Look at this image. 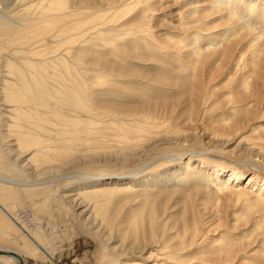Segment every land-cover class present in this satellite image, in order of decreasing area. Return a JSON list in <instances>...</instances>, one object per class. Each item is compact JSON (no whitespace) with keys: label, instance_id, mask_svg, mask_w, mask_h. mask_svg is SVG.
I'll use <instances>...</instances> for the list:
<instances>
[{"label":"bare ground","instance_id":"6f19581e","mask_svg":"<svg viewBox=\"0 0 264 264\" xmlns=\"http://www.w3.org/2000/svg\"><path fill=\"white\" fill-rule=\"evenodd\" d=\"M6 3L11 7L5 5L0 10V142L7 154H14L36 172L52 161L73 156L78 148L82 151L80 146L84 144L140 152L158 148L170 140L189 141L195 132L184 130L180 119L193 120L199 111L205 115L217 110L215 107L220 112L227 109L240 118L234 123L224 115L216 116L220 129L208 134V142L217 143L233 132L237 138L240 122L248 114L255 116L261 110L253 109L252 101L258 100L251 79L257 63L264 60V0ZM157 11H167L159 17L178 23L166 34L168 40L153 33V22L160 20ZM207 19L214 20L223 31L211 33L205 25ZM245 56H249V61H245ZM228 66L242 68L245 74L229 91L230 94L237 91L235 99L225 96L214 105L212 88L195 80L200 71L206 79H214L221 67ZM179 87L186 89L181 99L185 106L176 117L177 124L175 117L170 120L171 117L162 116L157 110L176 101L165 97ZM261 112L254 121L264 116ZM253 125L249 123L247 128L253 131L262 128ZM185 155L189 159L180 176L167 171L170 177L134 184L109 175L107 179L112 181L68 193L69 202L81 209L80 216L93 222L96 230L110 234L125 224L138 245L154 244L160 247L158 254L163 255L153 263L149 262L151 257L134 261L127 253L135 248L134 243L119 244L121 252L116 256L109 250L119 246L106 245L109 250L103 255L105 264H238V254L252 246L220 238L206 241L210 244L201 251V257L186 262L181 259V251L197 242L202 208L219 205L223 195L235 196L237 200L244 198L246 214L264 206V182L259 189L253 183L255 178L242 186L243 175L236 169L215 168L207 174L192 165L191 153L161 156L170 161ZM17 184L26 185L0 173V209L9 213L13 243L20 247L9 245L8 251L0 250V264H20L17 256L27 264L29 255L56 262L54 248L48 243L41 244L37 237L39 226L43 225L33 212L29 214L24 207L21 220L11 213V185ZM172 216L180 219L181 225L170 226L167 231H174L178 242L156 241L161 221L166 220V225ZM116 217L123 220L114 228ZM263 222L264 219L255 222V227L262 230L258 234L264 232Z\"/></svg>","mask_w":264,"mask_h":264},{"label":"rangeland","instance_id":"374dc122","mask_svg":"<svg viewBox=\"0 0 264 264\" xmlns=\"http://www.w3.org/2000/svg\"><path fill=\"white\" fill-rule=\"evenodd\" d=\"M6 2H10V0H0V10H4L5 5L11 7V4ZM157 12L159 13H156V17L168 13L167 11ZM159 19V21L156 20L153 24L151 23L153 25V33L155 35L159 34V39L168 40L166 34L174 30L172 27L178 26V23L168 21L169 18L159 17ZM205 25L213 34H219L223 31V28L219 29L216 27L214 20L207 19ZM244 59L245 61H249V56H245ZM245 71L237 67H221L215 73L217 77L210 80L206 79L200 71L201 74H199V78L195 80V83L204 82L205 86L209 85L208 87L212 88L211 103L215 105L225 96L235 99L234 94L237 91L234 90L235 93L233 94H230L229 91L232 89V84L241 75H244ZM203 78L205 80H202ZM251 82L255 83L256 98L258 100L256 103L252 101L253 109H261L260 112L263 109L264 111V60H260L257 63L256 73ZM185 89L186 87H179L178 90L167 95L165 98H175L174 100L176 101L163 106L164 108L162 109L159 108L157 112H160L162 116L167 114L166 117H175V122L178 124L179 120L176 117H178V114L185 106V102L183 103V100H181ZM215 108L217 110H210L205 115L202 114V111H199L197 114H194L195 119L193 120L180 119L184 130L192 133L195 132L193 134L194 138L189 141L179 142L170 140L162 143L158 148L155 147L151 150L140 152H136L134 149L113 148L112 146L94 148L92 144H90L91 146L84 144L80 146L82 151L78 148V151L75 154L73 153V156L71 154L65 158L66 160L62 159L63 161H52L45 165V167L42 166L43 168L41 167L38 172L34 168L28 167V165H23V162L16 159L14 154H7L0 142V173L12 177L19 183L26 184V187L20 184L11 185L13 186L11 188L12 197L10 199L13 202V206H9L11 213L16 214L21 220L19 216H21V210L24 207H27L25 210L29 214L32 211L37 221L43 225V228L39 226L38 230L40 232H37L40 243H48L54 248L56 253V262H50L46 259L40 260L35 258L34 255H29L26 257V263L105 264L103 260L105 251L109 250V247L114 248L121 243L123 245L134 243L135 248L127 251L129 253L128 257H134V261H143L147 257L152 258L149 261L150 263L157 261V259L158 261L161 260L160 258L163 255L158 254L160 247L157 248L154 244L146 242L144 244H147V249H143L144 244L138 245L139 242L133 239L131 232L126 231L125 224L121 225V229L110 230L112 231L110 234L108 231L96 230L97 228L93 222H87L80 216L79 212L81 209H77L71 204L69 202L70 197L68 196V193L71 194L79 191L80 187L105 184L108 181H112L111 178V180L107 179L109 175L121 177V180L117 179L120 182L123 179V181H132L134 184H140L144 183L145 179L149 181L155 177L165 178V176L170 177L173 172L179 175L185 171V162L189 159V155L170 161L161 155H173L181 152L191 153L193 154L192 165L195 166L196 164L198 169L202 168L207 174L209 171L211 173L215 168L224 169L225 171L236 169L239 174L243 175L240 181L242 186H246L248 181L255 178L253 183L256 182V187L259 189V185L264 182V129H262L264 128V116L254 121V118L260 112L256 113L255 116L248 114L240 122L241 132L237 133L239 137L235 138L236 134L233 132L227 138L220 139L217 143H212L208 142L207 136L220 129L217 125L216 116L224 115L229 120H233L234 123L240 118V115L234 116L227 109L220 112L219 108ZM263 111L260 115H264ZM172 117L169 119L172 120ZM249 123L254 124L253 127L262 128L257 131L249 130L247 128ZM86 147L87 151L85 150ZM212 147L215 149H211ZM208 151L209 153L207 154ZM202 162L204 163L203 167H201ZM51 163L53 164L51 165ZM45 168L48 169L44 170ZM153 172H155V175ZM166 172L171 174L167 175ZM251 186L249 189L253 190ZM246 213L245 199L241 198V200H237L235 196L230 197L229 195H223L219 205H210L206 209L202 208L197 222L199 230L196 236L197 242L188 246V250L181 251V259L186 262L187 259L201 257V251L204 247H207L206 245L210 244L206 241L215 242L223 238L224 240L237 243V245H252L238 254V264L241 261L244 264H264V246L262 247L261 245L264 244V232L258 234L262 230H258L255 227L256 220L264 219V206H259L258 211H253L250 214ZM172 214L175 215L174 212ZM243 215L246 217L244 218ZM120 220L123 219L120 217L113 219L114 228L119 225L117 222ZM165 222L166 220L161 221L159 229L161 232H159L160 236L156 241L169 240L171 243L178 242L177 239H174L176 233L174 231H167V229L170 226L179 227L181 225L180 219L178 220L177 217L172 216L168 219L166 225ZM108 223L110 224V222ZM9 245L10 247H18L15 241L14 243L9 241ZM106 245H109V247H106ZM110 250L109 252L114 253L116 256L121 252V245L114 250Z\"/></svg>","mask_w":264,"mask_h":264},{"label":"crops","instance_id":"0c3cea01","mask_svg":"<svg viewBox=\"0 0 264 264\" xmlns=\"http://www.w3.org/2000/svg\"><path fill=\"white\" fill-rule=\"evenodd\" d=\"M8 215L9 213H6L3 208L0 209V250L2 251H8V247H9L8 242L9 241L13 242V239H14L12 230L9 227Z\"/></svg>","mask_w":264,"mask_h":264},{"label":"water","instance_id":"95a60500","mask_svg":"<svg viewBox=\"0 0 264 264\" xmlns=\"http://www.w3.org/2000/svg\"><path fill=\"white\" fill-rule=\"evenodd\" d=\"M14 255H15V253H14ZM17 257H18V259L20 261V264H24L23 260L19 256H17Z\"/></svg>","mask_w":264,"mask_h":264}]
</instances>
